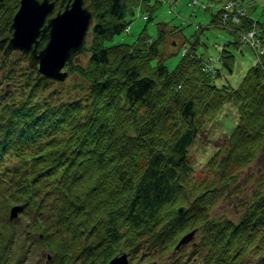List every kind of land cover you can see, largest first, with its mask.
Segmentation results:
<instances>
[{"label": "trees", "instance_id": "16d2710c", "mask_svg": "<svg viewBox=\"0 0 264 264\" xmlns=\"http://www.w3.org/2000/svg\"><path fill=\"white\" fill-rule=\"evenodd\" d=\"M85 2L89 56L67 65L85 83L76 97L65 98L22 52L0 50V264H27L36 244L52 256L43 264H108L120 249L131 264H264V173L240 182L264 152V53L237 86L218 82L235 68L227 47L214 75L196 43L169 69L165 24L158 38L109 43L128 30V13L156 3ZM19 5L0 0V39ZM230 104L238 124L194 173L197 139ZM251 181L236 220L213 214ZM14 205L22 208L11 220ZM195 228L197 244L172 255Z\"/></svg>", "mask_w": 264, "mask_h": 264}, {"label": "rangeland", "instance_id": "374dc122", "mask_svg": "<svg viewBox=\"0 0 264 264\" xmlns=\"http://www.w3.org/2000/svg\"><path fill=\"white\" fill-rule=\"evenodd\" d=\"M149 1L151 5L156 3V0ZM198 1V4L190 5V0H160L156 3V7L153 10L143 8L141 11L139 8H136L134 14L128 13L126 16L130 21L129 31L116 35L109 43H132L142 32L147 33L151 38H158L160 28L162 27L161 24H165L167 36L170 35V37L167 38L166 49L163 44V49L166 52L163 62L169 69H173L178 64L184 54L185 48L191 46L192 43H196V53L202 56L204 60L211 62L215 60L216 65L219 66V62L216 59L221 48L226 46L235 54V68L232 73H227L226 77L220 78L221 80L219 79L218 82L223 81L224 83L237 86L247 70L256 62L254 49L247 42L235 43L239 39L237 34L227 27L215 25L212 22L215 14L220 13V4L209 5L207 0ZM243 1L249 16L255 21L257 29L264 28V0ZM207 3L208 8L203 9V4ZM144 15H149V18L145 19ZM173 39H177L176 44L173 43ZM88 56L86 53H83L78 56L77 60L85 63ZM58 83V87L63 90L65 98L76 97L80 94V87L85 85L84 81L76 74H70L65 81ZM75 85L79 87H74ZM225 112L227 114L224 118L221 116V118L219 117V119L211 122L208 128L201 134V137L197 139L193 150L196 158L194 171L198 172L201 170L205 164L202 161L206 162L209 158V154L204 153L205 149H202L201 146L208 145V151L212 155L231 135L232 130L238 124L240 115L233 104L229 105L225 109ZM209 141L211 142L210 144ZM251 173L255 174L256 177L264 173V153L249 168L241 172L240 182H244ZM252 182H248L243 187L241 196L231 197L217 205L213 214L216 216L223 215L236 220L242 211L239 205L240 200L242 198L249 200L254 190L255 186ZM196 241H199L197 236L186 244V248L191 250ZM40 251L38 245H34L27 264L45 263L46 258L42 257L45 254L40 256ZM141 264L149 263L143 259Z\"/></svg>", "mask_w": 264, "mask_h": 264}, {"label": "water", "instance_id": "95a60500", "mask_svg": "<svg viewBox=\"0 0 264 264\" xmlns=\"http://www.w3.org/2000/svg\"><path fill=\"white\" fill-rule=\"evenodd\" d=\"M57 12L54 14L58 2ZM93 13L85 0H20L10 27L11 37L0 40V49L5 53L21 50L29 57L31 67L37 68L45 77L64 81L69 72L67 63L85 52L86 38ZM47 39L44 47L43 40ZM20 206L11 209V218L18 214ZM180 207L179 212H185ZM197 229L185 234L176 245V250L195 239ZM109 264H129L126 251H120Z\"/></svg>", "mask_w": 264, "mask_h": 264}, {"label": "bare ground", "instance_id": "6f19581e", "mask_svg": "<svg viewBox=\"0 0 264 264\" xmlns=\"http://www.w3.org/2000/svg\"><path fill=\"white\" fill-rule=\"evenodd\" d=\"M210 2H212V3L216 4V3H215V2H213V1H210Z\"/></svg>", "mask_w": 264, "mask_h": 264}]
</instances>
